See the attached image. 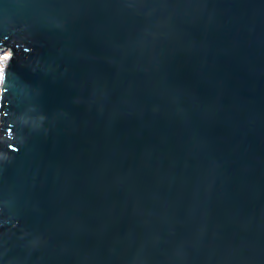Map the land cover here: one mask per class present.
<instances>
[{"label": "water", "instance_id": "water-1", "mask_svg": "<svg viewBox=\"0 0 264 264\" xmlns=\"http://www.w3.org/2000/svg\"><path fill=\"white\" fill-rule=\"evenodd\" d=\"M4 50L0 264H264V0H0Z\"/></svg>", "mask_w": 264, "mask_h": 264}, {"label": "rangeland", "instance_id": "rangeland-1", "mask_svg": "<svg viewBox=\"0 0 264 264\" xmlns=\"http://www.w3.org/2000/svg\"><path fill=\"white\" fill-rule=\"evenodd\" d=\"M7 55H8V53H7V51H6V50H4V51L0 52V59L2 60V61L0 62V63H1V65H2V63H3L4 59L7 57Z\"/></svg>", "mask_w": 264, "mask_h": 264}, {"label": "bare ground", "instance_id": "bare-ground-1", "mask_svg": "<svg viewBox=\"0 0 264 264\" xmlns=\"http://www.w3.org/2000/svg\"><path fill=\"white\" fill-rule=\"evenodd\" d=\"M2 60L0 59V62H1ZM5 61V60H4ZM4 61H3V63H2V65H1V63H0V75H1V71H2V67H3V65H4Z\"/></svg>", "mask_w": 264, "mask_h": 264}, {"label": "clouds", "instance_id": "clouds-1", "mask_svg": "<svg viewBox=\"0 0 264 264\" xmlns=\"http://www.w3.org/2000/svg\"><path fill=\"white\" fill-rule=\"evenodd\" d=\"M6 132L8 133V131H6ZM6 138H7V136H6ZM5 158H7V157H6V154H5Z\"/></svg>", "mask_w": 264, "mask_h": 264}]
</instances>
